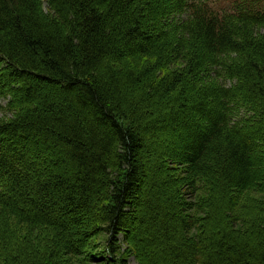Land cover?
<instances>
[{
  "label": "trees",
  "instance_id": "trees-1",
  "mask_svg": "<svg viewBox=\"0 0 264 264\" xmlns=\"http://www.w3.org/2000/svg\"><path fill=\"white\" fill-rule=\"evenodd\" d=\"M130 256L264 264V0H0V264Z\"/></svg>",
  "mask_w": 264,
  "mask_h": 264
},
{
  "label": "rangeland",
  "instance_id": "rangeland-1",
  "mask_svg": "<svg viewBox=\"0 0 264 264\" xmlns=\"http://www.w3.org/2000/svg\"><path fill=\"white\" fill-rule=\"evenodd\" d=\"M182 16V15H181ZM181 16H179V17H181ZM176 146H178V145H176ZM98 238V237H97ZM96 238V242H97V244H99V249L98 250H102L103 249V244H104V242H105V237L104 236H100L98 239ZM121 239V238H120ZM126 248V246H122L121 247V250H123V249H125ZM127 264H138L137 263V260L134 258V256H130V257H128V259H127Z\"/></svg>",
  "mask_w": 264,
  "mask_h": 264
}]
</instances>
